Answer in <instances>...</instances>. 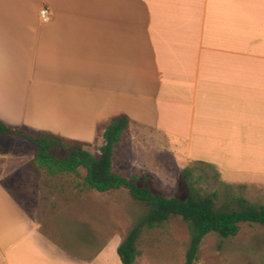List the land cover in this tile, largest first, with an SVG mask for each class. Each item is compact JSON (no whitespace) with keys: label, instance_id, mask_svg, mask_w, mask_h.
<instances>
[{"label":"crops","instance_id":"obj_1","mask_svg":"<svg viewBox=\"0 0 264 264\" xmlns=\"http://www.w3.org/2000/svg\"><path fill=\"white\" fill-rule=\"evenodd\" d=\"M122 114L131 138H182L228 184L264 189V0H0V121L92 145ZM18 141L0 139V264H123L116 235L86 256L44 229L92 195L45 201L37 148ZM236 237L225 248L247 250Z\"/></svg>","mask_w":264,"mask_h":264},{"label":"rangeland","instance_id":"obj_2","mask_svg":"<svg viewBox=\"0 0 264 264\" xmlns=\"http://www.w3.org/2000/svg\"><path fill=\"white\" fill-rule=\"evenodd\" d=\"M131 127H137L140 134L131 138L132 132L128 134L126 132L124 141L117 150V161L114 165L116 171L128 178H132L134 174H149L154 192L163 194L167 198L180 197L185 200L188 197L189 187L187 180L184 179V170L188 169L192 174L188 181L193 182L202 194H216L217 209L239 210L240 198L246 199L255 206L264 205V189L243 183L228 184L214 165L196 160L199 155L195 152L193 157H197L196 159L188 157L192 153L187 151V141L184 139L149 130L140 124H132ZM103 135L97 136L95 142L86 147V150L98 155L100 145L104 143ZM2 139L10 140L9 144L3 142L1 145L3 150L10 151H18L20 142L18 140L28 142L16 137ZM29 145L33 144L29 143ZM36 151L37 149L35 153ZM199 158L210 161L207 155L201 154ZM36 173L40 183V194L45 201L49 198V192L63 196L61 198L67 199L66 203L69 204L72 203L71 196L75 198L74 203L78 204L79 196L92 195L82 199L79 203L81 206L78 205L80 207H73L76 210L74 214L66 213L65 216L52 218L51 223L44 224V229L51 231L52 235L55 229L62 238L59 237L61 241L66 242L69 237L75 236L74 250L81 255H92L93 249L103 246L104 242H108L113 235H116L122 244L132 229L150 212L147 204L135 201L126 189L99 193L86 187H79L78 184L85 176L84 170H80V178L73 174L51 175L46 170ZM32 174L28 169L27 176L30 178ZM236 177L246 180L243 175ZM241 227L243 233L235 238V242L240 243L238 248H242L240 247L243 246L242 244H247V250L227 249L225 244L231 239L211 234L203 240L198 253L199 259L195 264H211L215 256H221L229 260V263L231 259H235V264H262L257 256L247 255L258 252L255 247L264 240V235L260 233L261 229L251 227L249 224H241ZM190 242L189 225L181 218H173L153 230H144L138 243L142 251L138 264H186ZM220 245L223 249L221 255ZM234 251L243 254L230 255Z\"/></svg>","mask_w":264,"mask_h":264},{"label":"trees","instance_id":"obj_3","mask_svg":"<svg viewBox=\"0 0 264 264\" xmlns=\"http://www.w3.org/2000/svg\"><path fill=\"white\" fill-rule=\"evenodd\" d=\"M130 118L122 114L115 116L106 128L98 155L86 150L90 144L53 134L50 132H31L26 126L11 127L0 121V139L20 137L37 148V155L31 161L34 168L46 170L51 175L73 174L80 178V170L85 176L79 187H86L99 193L126 189L138 202L150 207L144 217L119 246L118 254L123 264H137L142 251L138 243L144 230L161 227L173 218H181L189 225L191 242L186 255V264L198 261L200 246L208 235L216 234L222 238L236 237L241 224L264 225V205L255 206L246 199H239L240 209H217L216 194L204 195L193 182L188 181L191 171L184 170L189 193L187 199L167 198L153 191L149 174H134L128 178L114 169L117 150L129 130ZM63 152V154H62ZM62 154V155H61Z\"/></svg>","mask_w":264,"mask_h":264},{"label":"built area","instance_id":"obj_4","mask_svg":"<svg viewBox=\"0 0 264 264\" xmlns=\"http://www.w3.org/2000/svg\"><path fill=\"white\" fill-rule=\"evenodd\" d=\"M41 17L44 19V20H48L50 19V16H51V12H50V9L49 8H44L41 13H40Z\"/></svg>","mask_w":264,"mask_h":264}]
</instances>
